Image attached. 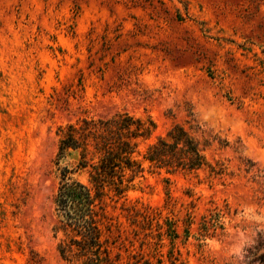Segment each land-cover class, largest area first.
Listing matches in <instances>:
<instances>
[{"label": "rangeland", "instance_id": "1", "mask_svg": "<svg viewBox=\"0 0 264 264\" xmlns=\"http://www.w3.org/2000/svg\"><path fill=\"white\" fill-rule=\"evenodd\" d=\"M123 111L155 126L138 161L180 124L225 172L142 162L109 209L116 264H264V0H0V264H66L52 202L76 155L55 165L57 129Z\"/></svg>", "mask_w": 264, "mask_h": 264}, {"label": "trees", "instance_id": "2", "mask_svg": "<svg viewBox=\"0 0 264 264\" xmlns=\"http://www.w3.org/2000/svg\"><path fill=\"white\" fill-rule=\"evenodd\" d=\"M154 128L150 119L135 118L123 111L97 118L84 117L57 129L55 165L58 167L62 160L76 155L72 168L58 169L59 181L52 202L56 251L66 264L118 262L119 254L112 253L115 240L109 209L143 174L142 162L168 175L197 174L208 169L209 178L223 176V165H210L198 139L180 124L173 125L164 136L150 143L141 156L142 161H138L137 141L148 138ZM79 173L84 175V182L74 177ZM122 209L132 222L154 223L157 230L162 229L150 208L123 205ZM208 211L215 225L213 230H223L217 208ZM168 224V236L177 238L175 224ZM177 261L178 258H173L170 263Z\"/></svg>", "mask_w": 264, "mask_h": 264}]
</instances>
